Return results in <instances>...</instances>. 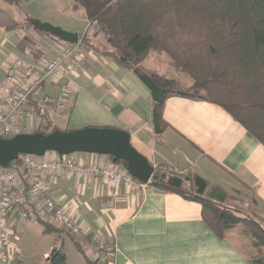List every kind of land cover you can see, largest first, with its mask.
I'll list each match as a JSON object with an SVG mask.
<instances>
[{"label": "crops", "instance_id": "obj_1", "mask_svg": "<svg viewBox=\"0 0 264 264\" xmlns=\"http://www.w3.org/2000/svg\"><path fill=\"white\" fill-rule=\"evenodd\" d=\"M4 21L7 24L0 23L3 27L0 78L14 58L32 60L30 52L36 48L43 53L38 61H46L63 45L62 41L42 36L35 30L26 40L8 36L15 28L7 30L5 27L19 24L10 21L9 15L0 8V22ZM69 32L78 33L74 28H69ZM97 39L103 41L102 37ZM75 60L80 68L69 77L74 92L72 104L64 111L49 110L44 126L48 123L50 128L58 130L87 126L126 130L133 148L154 167L178 172V159L172 150L175 149L191 163L183 173L191 177L198 175L207 182L205 196L223 197L224 194L222 202L213 200L236 209L247 205L264 228V146L225 110L213 103L170 95L163 100L161 108V118L166 125L161 134H155L152 97L135 71L122 69L111 58L79 43L66 63ZM159 60H162L161 54L150 52L139 64H147L145 70L137 68V71L161 77ZM36 122L40 125L43 121L37 119ZM68 158L86 166L114 165L127 172L126 166L113 162L108 155L80 152ZM197 168L201 175L195 172ZM40 180L47 194L81 224L82 235L73 238L95 264H248L242 253L247 252L244 247L248 243L242 237L234 232L226 239L217 237L203 221L200 203L158 189L154 184L115 186L101 177L66 172L41 173ZM22 204L23 208L33 209L32 215L25 217L40 218V209L33 197L27 194ZM20 213L26 214V211L13 208L5 218L9 215L13 219ZM46 222L57 227L51 219ZM59 232L73 244L68 233L62 229ZM12 235L10 232L8 245L15 253L12 264H20L15 243L11 242ZM101 243L108 256L104 260L97 250ZM83 245L92 251L90 256ZM73 246L81 259L75 258L69 263L66 257L65 264H87L83 254ZM45 256L49 253L45 252Z\"/></svg>", "mask_w": 264, "mask_h": 264}, {"label": "trees", "instance_id": "obj_2", "mask_svg": "<svg viewBox=\"0 0 264 264\" xmlns=\"http://www.w3.org/2000/svg\"><path fill=\"white\" fill-rule=\"evenodd\" d=\"M1 1L19 3V0ZM71 1L74 9H83L89 23L79 45L111 58L129 71L137 70L150 52L166 55L169 66L188 77L191 84L183 88L175 80L164 83L161 77L151 75L165 89L163 100L170 95H181L216 104L264 146V0ZM19 27L20 24L5 29ZM30 53L33 62L43 54L36 48ZM62 83L63 80L55 85L46 84L44 90L53 95ZM48 88L52 91H47ZM161 108L162 104L158 106V114L164 130L166 123L161 118ZM54 130L57 128H50L47 123L31 133ZM19 160L18 157L14 163ZM117 162L125 167L124 161ZM157 171L156 188L200 203L201 217L217 237L226 239L236 229L248 243L244 247L247 252L241 251L247 263L264 264V228L255 218L196 194L191 178L175 188L168 179L178 172L166 167ZM23 206L16 208L31 216L33 209ZM34 217L42 224L44 233L60 231ZM71 239L87 264H95L76 239L72 236ZM65 261L62 247L53 248L45 264H65Z\"/></svg>", "mask_w": 264, "mask_h": 264}, {"label": "built area", "instance_id": "obj_3", "mask_svg": "<svg viewBox=\"0 0 264 264\" xmlns=\"http://www.w3.org/2000/svg\"><path fill=\"white\" fill-rule=\"evenodd\" d=\"M75 46L76 44L63 42L46 61L33 62L17 57L8 63L0 78V137L11 138L21 133H29L44 126V117L52 108L64 111L71 106L74 92L69 77L79 70L80 63L75 60L67 64L66 61L73 54ZM62 80L63 83L53 95L45 92L44 85H55ZM37 119L43 122L37 125ZM47 154L49 155L46 156ZM19 159V162L13 161L7 167L0 166V264H12L15 254L8 247L10 232L5 215L21 205L27 194L37 203L42 220L51 219L58 228L74 238L83 233L81 224L47 194L40 180L41 173L93 175L115 186L122 183L134 187L147 185L137 182L128 172L114 165L86 166L70 160L68 155L60 156L51 151L43 156L22 154ZM23 215L26 216L25 213ZM105 248L102 243L97 245L102 260L108 258Z\"/></svg>", "mask_w": 264, "mask_h": 264}, {"label": "water", "instance_id": "obj_4", "mask_svg": "<svg viewBox=\"0 0 264 264\" xmlns=\"http://www.w3.org/2000/svg\"><path fill=\"white\" fill-rule=\"evenodd\" d=\"M32 25L35 30L49 33L66 43L78 44L81 39L78 33L65 31L60 27L52 26L45 22L34 21ZM135 73L150 91L153 101V132L161 134L162 127L159 122L158 106L163 103L165 89L158 86L152 77L137 70H135ZM172 150L178 159L177 171L183 173L191 166V163L187 161L181 152L175 149ZM50 151L60 156L76 152L108 155L113 162L124 161L129 175L141 183L154 185L157 183L158 175L155 167L145 156L133 148L130 143L129 133L126 130L112 127L87 126L72 130L57 129L49 133H21L11 138L0 137V166L7 167L22 154L43 156ZM190 178L192 179L195 193L205 195L207 182L198 175L193 177L173 175L169 177L168 181L172 187L178 188L183 182H188ZM206 197L212 200L217 199L219 202L223 201V197L218 194H206Z\"/></svg>", "mask_w": 264, "mask_h": 264}, {"label": "rangeland", "instance_id": "obj_5", "mask_svg": "<svg viewBox=\"0 0 264 264\" xmlns=\"http://www.w3.org/2000/svg\"><path fill=\"white\" fill-rule=\"evenodd\" d=\"M0 8L9 15L10 21L20 24L19 28L9 31L7 33L8 36H18L23 40H26V37L29 36L28 34L34 31L32 28L34 21L45 22L52 26L60 27L65 31H69V28H74L79 36L82 35L83 30H86L89 25L83 9L80 7L74 9L71 0H19L17 4H10L0 0ZM5 22L6 21L0 23L7 24ZM0 32H3V27L1 26ZM39 33H41L42 36L47 35L43 32ZM49 36L57 40L54 36ZM35 46L37 47L38 43H36ZM53 46L54 44L51 47ZM53 49H55V47ZM161 57L162 60H159L158 63L162 70V82L165 83L170 80H175L178 82L179 86L183 88L191 84L188 77L169 66L166 55L161 54ZM146 65L147 64H141L137 68L142 71L145 70ZM195 172L201 175V171L198 168ZM237 208L241 213H246L253 218L256 217L255 214L251 212L253 209L247 205H240ZM6 218L8 222L7 228L13 233L11 242L15 243L14 248H16L21 258L20 264H45V260L48 256L44 257V253L47 252L50 254L52 248L61 247L69 263H72L75 258L81 259L67 236L60 234L59 231L43 233L42 224L34 217H25L23 213H20L12 217L13 219H11L9 215ZM233 232L237 233L238 231L235 229ZM83 248L89 256L92 254V251L86 245H83Z\"/></svg>", "mask_w": 264, "mask_h": 264}, {"label": "flooded vegetation", "instance_id": "obj_6", "mask_svg": "<svg viewBox=\"0 0 264 264\" xmlns=\"http://www.w3.org/2000/svg\"><path fill=\"white\" fill-rule=\"evenodd\" d=\"M155 170H156V172H158L156 168H155ZM177 175H178V176L185 177V176H186V175H188V174H184V173H183V174H181V173H177ZM171 176H173V175H171ZM222 204H224V203H222Z\"/></svg>", "mask_w": 264, "mask_h": 264}]
</instances>
